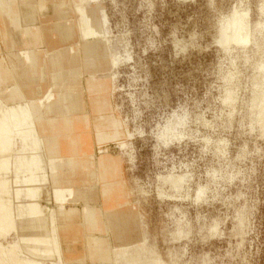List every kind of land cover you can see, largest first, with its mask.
I'll return each mask as SVG.
<instances>
[{"label": "rangeland", "instance_id": "1", "mask_svg": "<svg viewBox=\"0 0 264 264\" xmlns=\"http://www.w3.org/2000/svg\"><path fill=\"white\" fill-rule=\"evenodd\" d=\"M16 2L27 16L18 28L41 24L47 16L52 18L45 25L59 26L65 19L54 17L56 10L70 18L74 34L64 38L59 30L51 31L49 42L59 47L49 52V58L44 53V62L53 56L62 59L66 74L60 79L67 84L57 82L54 89L67 86L65 95H82L87 106L88 40L78 34L81 18L93 15L92 10L99 21L106 17L95 38L105 49L104 35L111 36L118 63L100 70L97 79L115 87L111 102L133 133L131 160L117 142L103 146L123 157L126 185L135 187L131 204L141 221L146 218L159 253L169 257L168 248L177 252V261L169 264H264V132L255 120L257 101L263 96L257 80L264 79V69L259 68L264 61V0ZM235 8L248 9L251 40L226 49L218 43L219 29ZM4 41L0 37V55L5 54L4 63L10 64L11 52ZM108 56L102 50L98 58L108 61ZM227 92L233 104L224 101ZM89 110L95 130V114ZM174 119L181 124L171 141L162 133ZM171 173L187 174L175 192L162 179ZM200 187L204 193L195 199ZM178 224L186 235L170 243Z\"/></svg>", "mask_w": 264, "mask_h": 264}, {"label": "bare ground", "instance_id": "2", "mask_svg": "<svg viewBox=\"0 0 264 264\" xmlns=\"http://www.w3.org/2000/svg\"><path fill=\"white\" fill-rule=\"evenodd\" d=\"M85 1L87 0H83V3ZM16 3V0H0V37H3L11 52L10 64L4 63L5 54L0 55V264H169L168 261H177V252L171 248L166 251L169 257L159 253L157 238L154 239L149 234L146 218L141 221L139 210L131 204L135 187L132 189L124 182L122 186L119 185L125 197L124 202L120 203L122 211L105 213L107 221L105 228H102L108 235L114 234L120 242L114 245L93 239L87 255L89 261L83 257H65L59 217L67 211V204L75 201L76 190L58 182L50 188V178L62 174L61 168L65 164H69L73 170L77 157H82L89 164L95 160L96 154L90 146L89 130L92 119L88 118L89 109L95 114L94 128L98 150L102 153L99 156L101 168L106 170L111 162L117 163L118 167L123 162L122 156L104 149L103 145L108 142H117L131 160L130 139L133 133L111 102L115 87L106 79H97L100 70L108 65H117V48H114L111 36L106 33L105 49L98 45L96 36L101 31L97 26L103 21L105 24L106 17L99 21L94 10L93 15H83L78 34L82 39L88 40L87 68L90 70V79L87 81L86 90L91 99L87 106L82 95H65L68 92L67 86L54 89L57 82L67 84L65 78L60 79L66 70L62 59L53 56L52 60L44 62V53L49 58V52L59 47L57 45L54 48V44H50L49 37L53 34L51 31L59 30L64 38L74 34V28L68 25L70 18L56 10L57 16L54 17L65 19L64 23L56 25L59 28L44 24V21L48 22L52 18L49 16L41 24L32 22L25 28H18L22 19L27 16L23 15ZM238 8L233 9L221 22L218 43L226 49L232 44L246 46L251 40L249 11ZM85 9L82 5L79 11L83 13ZM33 20L35 17L31 21ZM76 44L75 41L71 43L70 50L74 51ZM102 50L110 53L108 61L98 58ZM259 68L264 69V61L259 64ZM257 84L263 88V96L257 101L255 120L264 132V79L257 80ZM224 101L233 104L230 92H227ZM81 112L85 116L83 119L78 116ZM180 124L176 119L171 120L162 137L172 141L177 137ZM75 132L78 135L73 138ZM79 135L83 137V150L77 145ZM63 140H69L70 148L64 149ZM186 176L187 174L171 173L162 179L165 178L164 181L169 182L168 185L175 192L184 185ZM112 187L104 191H110ZM203 193L204 187L198 188L195 199L201 198ZM160 194L173 195L162 191ZM83 210L90 219L96 214L94 208L88 205ZM180 224L177 226L176 236H172L168 242L174 243V240L186 235L183 225ZM92 228L94 232L98 227ZM202 264L210 263L204 261Z\"/></svg>", "mask_w": 264, "mask_h": 264}, {"label": "crops", "instance_id": "3", "mask_svg": "<svg viewBox=\"0 0 264 264\" xmlns=\"http://www.w3.org/2000/svg\"><path fill=\"white\" fill-rule=\"evenodd\" d=\"M78 115L81 117L80 114ZM77 132L73 133V138L78 135ZM89 133L91 136L90 146L92 152L99 154L96 131L90 127ZM78 138L80 139L77 145L83 150V137L81 138V135H79ZM63 142L65 143L62 145L64 149L70 148L68 145L69 140H63ZM74 164L76 166L73 170L69 164H65L61 168V171H63L62 174L57 175V177L51 176L50 188L58 182L62 186H72L76 190L75 201L67 204L68 209L71 210L67 209L59 217L61 243L65 257H83L89 261L90 259L87 258V255L89 245L93 239H100L105 244L116 245L120 242L115 238L114 234L108 235L103 229L107 221L105 213L109 211H122V205L120 203L124 202L125 197L123 195L124 193L120 191L119 185L122 186L123 182L126 183L124 163L122 162L117 167V163L111 162L107 169L104 170L100 166L99 156L96 155L95 160L90 164L84 161L82 157H77ZM118 170H121L122 174ZM110 186H113L110 191H104L109 189ZM85 205L94 208L96 214L93 218L90 219L85 215L83 210ZM95 226L98 228H96L97 231L93 232L92 227Z\"/></svg>", "mask_w": 264, "mask_h": 264}]
</instances>
